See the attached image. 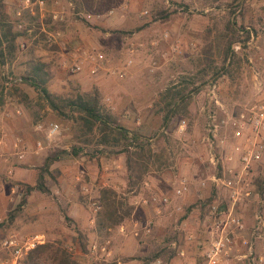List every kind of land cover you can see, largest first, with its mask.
<instances>
[{
    "label": "rangeland",
    "instance_id": "obj_1",
    "mask_svg": "<svg viewBox=\"0 0 264 264\" xmlns=\"http://www.w3.org/2000/svg\"><path fill=\"white\" fill-rule=\"evenodd\" d=\"M20 1L2 0L1 7L13 30L25 29L15 40L13 56H5L0 64V237L41 233L44 241L64 249L77 245L78 254L66 250L75 264H149L154 258L161 264H178L196 259L197 241L207 239L208 205L222 193L220 185L209 179L218 175L220 159L230 144L223 125L211 136L209 115L217 120L235 114L264 96V77L259 74V84L252 77V70L260 68L258 55L264 54V0H241L236 8L231 6L233 0H91V6L84 0H45L37 16L19 20L13 11ZM52 13L60 14L62 20L53 19ZM231 20L249 35L244 39V33L234 34L240 42L232 43L229 57L223 59L221 34H228L225 24ZM96 53L102 58L92 62L88 57ZM62 60L79 62L80 71L62 68ZM35 61L43 63L45 87L57 110L20 80ZM92 67L94 73H90ZM176 82L184 88L187 112L173 120L163 132L165 137L157 141L166 148L164 158L155 160L142 181L131 187L126 183L124 154L115 153L123 142L100 144L95 128L88 136H80L76 113L62 108L63 99L95 92L99 105L119 125L155 138L161 131L159 93ZM51 123L58 128L47 136ZM16 139L23 150L21 159L13 154ZM71 146L79 148L75 155L70 153ZM53 155L57 159L44 171L45 157ZM39 173L48 192L31 189L26 193L25 187L32 186ZM251 178L254 195L237 206L246 225L241 235L248 244L254 235V215L264 210V163L253 169ZM182 179L189 192L175 200L180 209H165L151 233L143 235L140 226L147 212L140 205L141 197L152 191L170 194ZM103 187L114 190L122 209L130 207L121 222L123 233L117 231L119 224L96 226L100 206L93 210L89 202L98 199ZM21 196L25 202L8 221L6 213ZM76 231L85 243L83 252L74 239ZM188 235L192 238L187 239ZM103 239L109 240L108 256L86 254L87 243ZM171 241L183 248V256L171 248Z\"/></svg>",
    "mask_w": 264,
    "mask_h": 264
},
{
    "label": "built area",
    "instance_id": "obj_2",
    "mask_svg": "<svg viewBox=\"0 0 264 264\" xmlns=\"http://www.w3.org/2000/svg\"><path fill=\"white\" fill-rule=\"evenodd\" d=\"M44 4L45 0H21L19 7H16L13 12L17 19L22 20L20 18L24 16H37V12L43 8ZM51 17L62 20L60 14L52 13ZM17 26H20V23ZM88 58L95 62L102 58V54H92ZM257 60L260 68L252 70V77L255 79V83L259 84L257 81L259 74L264 77V54L258 55ZM60 66L73 73L79 72L81 69V64L75 60L69 63L62 60ZM94 72L95 68L92 67L90 73ZM213 90L214 85L210 87L209 91L213 92ZM209 118H213V122L208 126L211 136H214L217 126L223 125L228 129L229 150L220 159L218 175L209 179L215 183V186L220 185L222 193L214 196L208 205L204 221L207 239L197 241L198 257L184 264H221L222 261H227L230 258L234 250H237L238 238L242 239L241 244L248 245L247 241L240 236L245 231L246 225L237 211V206L249 201L254 195L252 171L264 163V96L245 104L235 114L225 115L217 120L211 114ZM57 128L56 123L49 124L47 136L54 134ZM1 141L2 135L0 134V144ZM12 149L16 158L23 157V150L22 147L19 148L18 139L12 142ZM210 161L213 162V158H210ZM79 172L83 173V170H79ZM6 173L10 174L11 169H6ZM200 185L204 186V181H201ZM81 188L84 191L88 190L87 185L83 183ZM188 192V183L182 179L179 184L172 187L170 194L152 191L145 197H141L140 205L147 212L145 221L140 226L143 235L151 233L155 219L163 215L165 209L173 206L174 210H179L180 206L175 203V200ZM89 203L93 210L99 208L97 200H91ZM0 222H2L1 217ZM133 225H137L135 220ZM260 230L264 231V216H262V212H257L254 215L252 234H256ZM117 231L124 232L123 224L117 226ZM133 234L137 235L138 231L133 230ZM186 238L192 237L188 235ZM43 242L44 236L41 233L26 237L12 234L1 236L0 264H19L29 250ZM170 246L177 249L180 256L184 255L183 248H179L176 241H171ZM65 248L70 254L79 253V250L72 245H66ZM86 250V254L90 256H98V258L108 256L110 254L109 240L91 241L87 243ZM114 264L120 263L116 261ZM149 264H161V260L154 258Z\"/></svg>",
    "mask_w": 264,
    "mask_h": 264
},
{
    "label": "trees",
    "instance_id": "obj_3",
    "mask_svg": "<svg viewBox=\"0 0 264 264\" xmlns=\"http://www.w3.org/2000/svg\"><path fill=\"white\" fill-rule=\"evenodd\" d=\"M87 6H91V0H84ZM235 7L241 0H233ZM2 0H0V64L4 63L5 56L11 58L15 50V40L24 34L23 30H13L7 15L1 11ZM234 8L231 9V11ZM235 21H226L225 27L229 29L228 34H221L224 39V46L222 49L223 59L229 57L231 44L240 42L238 37L234 34L244 33V39L248 38V31L244 26L235 25ZM43 69V63L40 61L32 62L27 71L20 75L21 82H24L34 88L48 103V105L57 110L59 107L53 100V97L45 87L46 77ZM179 82L172 83L164 87L159 93V101L161 102L160 111L161 125L160 134L157 137L145 135L141 133L138 128L126 129L119 125L112 113L104 110L98 103L97 95L94 93L85 95H76L73 98H66L62 100V108H66L71 112L76 113V120L80 124V136H88L95 128L99 132L97 140L100 144H105L112 140V142L122 141L121 149L115 153L124 154V164L126 169V183L133 186L140 183L146 173L150 171L151 164L160 158H164L167 153L166 148L162 143H157L161 137H165L163 132L169 127L172 121H177L183 118L187 112V98L183 93L184 88L179 87ZM182 120V119H181ZM85 140H90L89 138ZM157 143V145H154ZM154 145L152 147L151 145ZM79 148L75 146L70 147V153L76 154ZM61 152H65L62 150ZM57 155L47 156L44 160V171H47L48 165L57 159ZM31 189H36L40 192H48L45 185L43 175L38 174L35 183L25 187V192L28 193ZM263 190L260 189L258 194ZM25 202V196H21L16 206L6 213V219L11 221L17 210ZM97 202L100 210L97 212L95 223L96 226L110 227L113 225L122 224L121 222L130 213V207L121 208V201L116 198L113 189L103 187L99 190ZM80 250L83 252L85 243L82 240V235L79 231L75 233ZM76 243V241L74 242ZM77 246V245H74ZM154 255L153 257H155ZM19 264H75L70 258L69 253L55 242L45 240L42 244L36 245L29 250L20 260Z\"/></svg>",
    "mask_w": 264,
    "mask_h": 264
},
{
    "label": "crops",
    "instance_id": "obj_4",
    "mask_svg": "<svg viewBox=\"0 0 264 264\" xmlns=\"http://www.w3.org/2000/svg\"><path fill=\"white\" fill-rule=\"evenodd\" d=\"M262 216H264V210ZM240 236L244 238L242 235ZM239 242L237 250H234L230 258L227 261H222L221 264H264V231L260 230L252 235V240L248 245ZM184 263L186 262H179L178 264Z\"/></svg>",
    "mask_w": 264,
    "mask_h": 264
}]
</instances>
